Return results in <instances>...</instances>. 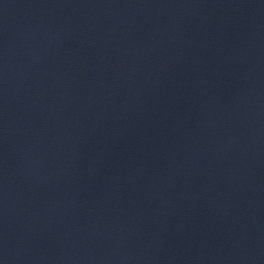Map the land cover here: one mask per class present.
Here are the masks:
<instances>
[{"label":"water","instance_id":"1","mask_svg":"<svg viewBox=\"0 0 264 264\" xmlns=\"http://www.w3.org/2000/svg\"><path fill=\"white\" fill-rule=\"evenodd\" d=\"M0 264H264V0H0Z\"/></svg>","mask_w":264,"mask_h":264}]
</instances>
